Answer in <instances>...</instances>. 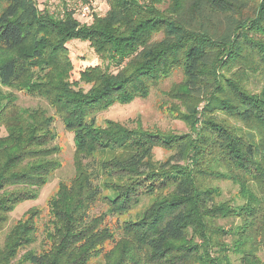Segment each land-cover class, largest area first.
Wrapping results in <instances>:
<instances>
[{"label": "trees", "instance_id": "16d2710c", "mask_svg": "<svg viewBox=\"0 0 264 264\" xmlns=\"http://www.w3.org/2000/svg\"><path fill=\"white\" fill-rule=\"evenodd\" d=\"M106 2L79 22L66 5L55 15L0 0V228L61 165L55 117L75 146L73 177L47 201L42 247L29 248L39 228L28 211L5 233L0 264L25 249L23 264H264V89L248 87L264 80V0ZM72 40L102 64L76 70ZM175 70L170 109L188 133L96 124ZM14 91L53 114L20 107ZM155 147L170 156L154 161ZM213 180L235 195L223 198Z\"/></svg>", "mask_w": 264, "mask_h": 264}, {"label": "rangeland", "instance_id": "374dc122", "mask_svg": "<svg viewBox=\"0 0 264 264\" xmlns=\"http://www.w3.org/2000/svg\"><path fill=\"white\" fill-rule=\"evenodd\" d=\"M40 10H47L52 14L59 15L63 7L66 5L74 11V16L83 22L90 16V12L98 15H103L108 5L106 0H88L89 2L83 4L78 0H34ZM91 4V5H90ZM69 49V56L74 68L81 69L88 65L102 64L91 50L87 42L80 40H72L67 43ZM104 65V64H103ZM181 70H175L172 74L163 80L157 87L150 90L148 97L136 98L129 104H114L109 108L98 112L95 116L96 124L103 125L104 121L109 119L119 123L125 124L127 127L136 128L140 126L144 130H158L165 133H188L189 127L181 120L174 116V112L170 109L174 101L170 99L168 92L170 88L182 80ZM248 87L254 92H259L264 89V80L261 76L251 79ZM17 96V104L20 107H35L40 106L47 110L48 113L53 114V109L48 103L38 97L31 96L22 91H14ZM173 102V103H172ZM182 112L184 108L179 106ZM172 112V113H171ZM53 127L56 133L54 144L60 148L57 155L60 161V167L56 169L50 176L47 183L38 190L37 197L32 200L24 201L18 204L10 213L7 222L0 228V244L3 237L10 226L15 224L18 220L28 216V211H36V220L38 226L37 240L30 246V249L40 250L43 239V224L48 218L47 201L56 193L59 183L68 182L74 175V151L75 146L72 139V134L66 131L59 119L55 117ZM5 132L0 126V135ZM171 154V151L155 147L152 152V159L156 162L165 161ZM211 184L219 187L223 198H230L235 195L236 187H233L229 181L213 180ZM147 202V198L142 199ZM139 206L131 210V214L137 211ZM106 207L103 204H97L93 212L98 213L105 211ZM109 247V246H108ZM26 251L21 250L17 257L12 261V264H23L18 262L22 254ZM264 261V257H263Z\"/></svg>", "mask_w": 264, "mask_h": 264}]
</instances>
